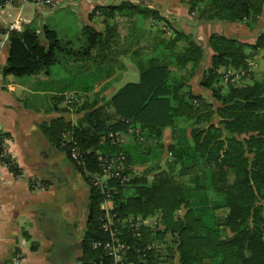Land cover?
Here are the masks:
<instances>
[{
    "label": "trees",
    "instance_id": "16d2710c",
    "mask_svg": "<svg viewBox=\"0 0 264 264\" xmlns=\"http://www.w3.org/2000/svg\"><path fill=\"white\" fill-rule=\"evenodd\" d=\"M186 3L201 23L254 27L264 11V0ZM96 15L104 28L84 25L77 49L48 24L33 21L22 30H0L9 33L4 74H50L60 64L78 81L90 66L123 67L124 57L139 70V81L125 83L109 98L100 91L79 105L76 123L60 116L44 126L90 187L81 264L112 263L104 246L94 245L108 241L129 246L121 264H264V78L255 79L248 64L264 50V30L255 43L212 33L211 64L199 79L210 94H197L191 80L207 52L192 33L144 2L98 4L90 17ZM150 19L155 30H149ZM95 77L87 74L78 87L89 92ZM111 132L126 138L113 142ZM73 147L81 163L72 158ZM101 156H123L120 175L113 174L104 188L92 180L104 174ZM2 160L18 171L10 156ZM122 176L129 180L122 182ZM108 199L109 211L103 207ZM108 215L112 222L105 229ZM154 217L155 224L138 228L129 222Z\"/></svg>",
    "mask_w": 264,
    "mask_h": 264
},
{
    "label": "crops",
    "instance_id": "0c3cea01",
    "mask_svg": "<svg viewBox=\"0 0 264 264\" xmlns=\"http://www.w3.org/2000/svg\"><path fill=\"white\" fill-rule=\"evenodd\" d=\"M121 1L7 0L0 13V30H22L34 21L39 26L50 25L60 38L67 37L66 28L47 22L63 9L77 15L80 29L86 24L103 29L100 16L90 17L93 9L98 4ZM132 1H148L197 40L205 38L203 46L207 55L191 80L197 94L209 93L199 85V79L211 64L209 37L212 33L222 32L255 43L264 30V11L254 27H250L228 21L201 23L196 14L188 13V5L183 0ZM17 15L23 19L14 28L12 24ZM8 39V32L0 33V264H12L16 251L22 254L21 264H81L90 187L66 154L48 139L44 126L60 116L76 123L81 116L77 109L84 101L93 100L100 91H103L101 97L109 98L119 89L118 75L112 71L113 67L95 68L94 88L86 92L78 87L77 75L69 69L59 76L53 72L23 77L4 74ZM41 42L45 46L48 44L44 37ZM259 51L264 54L263 49ZM122 59L124 66L118 68H131L135 72V65L128 63L125 57ZM93 68L90 66L84 72L90 75ZM87 74L80 76L84 79ZM164 142L166 145L172 142L170 128L165 130ZM7 156L18 167L17 172L2 160ZM136 169L141 171L143 166H136ZM103 207L109 211L113 202L106 201ZM151 219L140 222L152 225ZM34 242L38 244L36 250L31 248Z\"/></svg>",
    "mask_w": 264,
    "mask_h": 264
},
{
    "label": "rangeland",
    "instance_id": "374dc122",
    "mask_svg": "<svg viewBox=\"0 0 264 264\" xmlns=\"http://www.w3.org/2000/svg\"><path fill=\"white\" fill-rule=\"evenodd\" d=\"M170 6H167L168 10L171 11V8H169ZM192 20V19H191ZM47 22H50L52 25L54 26H59V28H66L69 32L67 33V37H61L62 39L65 40H72L73 42V47L75 49H77L78 47L81 46L82 43V34H81V29H80V22L77 18V15L75 16L72 12H70L69 10H60L58 11L54 16H52L50 19H47ZM153 20L150 19L148 20V25H150L151 27L150 29L155 30V25L152 24ZM153 25V26H152ZM160 27H163V24L160 23L159 24ZM177 27L181 28L178 24L176 25ZM216 27V26H215ZM168 34L170 33L169 30L166 31ZM198 35V34H197ZM205 38H201V40L198 39V41L203 44ZM264 53V52H263ZM264 54L260 53V51L253 56V58H249L248 59V64L249 66L252 68L251 71H253L252 76H254L255 79H262L264 78ZM125 59L127 60L128 63H130L132 66H134L133 62L131 61V59L129 57H125ZM78 61V60H77ZM113 69L112 71H116L117 75H118V83H120V85L118 86V88H120L121 86H123L125 83L127 82H137L140 79V73L139 70L137 69L136 66H134L135 68V72L129 68L128 70L125 68H118V66H112ZM76 69V68H75ZM78 70V69H76ZM64 71L65 68L63 66H61L60 64H56L55 66H53L52 68V72L53 75H64ZM82 72V71H81ZM88 72H84L83 74H87ZM240 73L242 75H244V71H240ZM231 74H235L236 78L237 76V72H231ZM90 75H96V70L95 68H93L91 70V74ZM82 80L85 79H81L78 80L77 82H81ZM117 88V89H118ZM181 213V212H180ZM224 214V210H218V215H223ZM157 222V218L154 217L150 220L151 224H155ZM168 240L170 241L171 238L169 237Z\"/></svg>",
    "mask_w": 264,
    "mask_h": 264
},
{
    "label": "built area",
    "instance_id": "2783aa9c",
    "mask_svg": "<svg viewBox=\"0 0 264 264\" xmlns=\"http://www.w3.org/2000/svg\"><path fill=\"white\" fill-rule=\"evenodd\" d=\"M6 1L4 0L3 2H0V13L3 11L5 5H6ZM186 2H191V1H200V0H185ZM23 17L21 15H17L16 19L14 20V23L12 24V27L16 28L17 26H19L20 22L22 21ZM249 70L251 71L252 68L250 67ZM245 73V71H244ZM229 73H227L225 80L227 81V79L229 78ZM236 76V75H235ZM237 76L239 77V73H237ZM109 138L112 139L113 142H122L125 140L126 135L120 132H111L108 135ZM71 155L72 158L77 162V163H81V156L79 153V150L77 149V147H73L71 150ZM102 164L104 165V174L103 175H95L93 177V183L97 186H100L102 188L107 186V180L109 178H111L113 176V174L115 175H120V171L119 169L121 168V163H122V159L123 156H119V157H114L112 159H107L106 157H100ZM129 180V178L127 176H122L121 181H127ZM107 201H111L110 199H108ZM108 217V222L104 224L105 229H109L110 228V224L112 222V217L110 215L107 216ZM138 220L134 221L133 219H130L129 222L131 224V226H135L138 228L139 224L141 222H137ZM95 246H99V245H103L104 249L107 251V253L113 257V261L110 264H121L122 260L124 259V255L126 253V250L129 248V246H126L124 243L122 242H111L108 241L106 243H100V242H96L94 243ZM22 261V254L20 251H16L15 255H14V260L12 262V264H21Z\"/></svg>",
    "mask_w": 264,
    "mask_h": 264
},
{
    "label": "water",
    "instance_id": "95a60500",
    "mask_svg": "<svg viewBox=\"0 0 264 264\" xmlns=\"http://www.w3.org/2000/svg\"><path fill=\"white\" fill-rule=\"evenodd\" d=\"M142 2H144L145 4H147L148 6H150V7H152V8H155V9H157V10H159L160 11V9L159 8H157L156 6H153V5H151L148 1H142ZM161 12V14L162 15H164V16H166V17H168L167 15H165V14H163L162 13V11H160Z\"/></svg>",
    "mask_w": 264,
    "mask_h": 264
}]
</instances>
